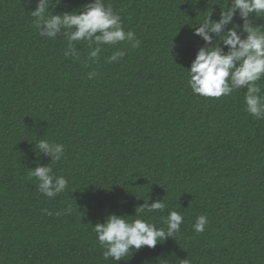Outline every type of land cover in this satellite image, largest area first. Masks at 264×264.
Here are the masks:
<instances>
[{"label": "trees", "instance_id": "1", "mask_svg": "<svg viewBox=\"0 0 264 264\" xmlns=\"http://www.w3.org/2000/svg\"><path fill=\"white\" fill-rule=\"evenodd\" d=\"M90 2L49 0L48 14ZM38 3L0 0V264H264V119L246 111V89L207 98L188 84L209 47L195 28L219 21L230 0H105L141 43L105 45L95 59L85 41L73 42L74 58L63 34L42 37ZM249 19L264 29V16ZM243 24L237 13L228 28L243 38ZM41 139L64 145L59 162L37 157ZM46 165L68 180L54 198L29 178ZM148 198L165 209L136 216ZM173 210L176 237L103 259L97 223L114 213L163 227ZM200 215L208 223L196 233Z\"/></svg>", "mask_w": 264, "mask_h": 264}, {"label": "clouds", "instance_id": "2", "mask_svg": "<svg viewBox=\"0 0 264 264\" xmlns=\"http://www.w3.org/2000/svg\"><path fill=\"white\" fill-rule=\"evenodd\" d=\"M28 3L31 4L32 0H28ZM48 4L49 0H39L36 10L31 11L34 25L40 29L42 37L54 39L58 34H63L68 42L65 57H79L73 44L78 41L87 42L89 59L98 58L105 45L115 46L127 41L132 48L140 46L135 33L125 31L119 13L112 6H106L105 0H91L81 9L55 15L48 14ZM237 13L244 21L243 38L238 31L240 25L228 28ZM253 14L256 17L264 16V0H230L227 10L221 11L219 21H212L210 15L195 28L194 35L201 37L209 47L198 50L188 69V84L194 94L207 98H219L246 89V111L256 120H261L264 119V95H261L258 82L264 79V29L253 26L249 19ZM226 28L228 30L224 31ZM212 34L218 37L215 44ZM124 55L123 51L115 52L107 62L118 61ZM98 75L96 71H90L87 78L92 80ZM35 145L37 157L46 155L51 158V163L59 162L64 156L65 148L60 143L41 139ZM32 177L38 181L39 191L48 198L63 193L68 186V180L54 175L49 165L31 170L29 178ZM144 201L143 206L136 208V216L163 211L166 207L163 200L149 203L148 198ZM65 211L71 212V207ZM125 217L129 216L113 213L103 223L93 226L98 244L104 249V260L111 258L121 261L125 260L131 249L138 251L144 246L155 248L160 241L176 237L183 223V216L174 210L163 218V227L142 218L129 220ZM207 223L205 215L198 216L193 225L194 231L203 233Z\"/></svg>", "mask_w": 264, "mask_h": 264}]
</instances>
